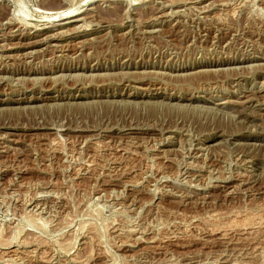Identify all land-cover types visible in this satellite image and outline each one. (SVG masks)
<instances>
[{"label":"rangeland","instance_id":"rangeland-1","mask_svg":"<svg viewBox=\"0 0 264 264\" xmlns=\"http://www.w3.org/2000/svg\"><path fill=\"white\" fill-rule=\"evenodd\" d=\"M86 1L0 0V264H264V0Z\"/></svg>","mask_w":264,"mask_h":264},{"label":"bare ground","instance_id":"bare-ground-1","mask_svg":"<svg viewBox=\"0 0 264 264\" xmlns=\"http://www.w3.org/2000/svg\"><path fill=\"white\" fill-rule=\"evenodd\" d=\"M96 1H100V0H87L86 1V3H90V6H91V4H93L94 2H96ZM105 1H109V2H111L110 0H105ZM114 2V1H113ZM80 5V4H79ZM78 5V6H79ZM89 6V5H88ZM92 7V6H91ZM51 8V7H50ZM94 8V7H93ZM87 10V9H86ZM74 10H72V9H63V10H56L55 12H50V13H48V14H45V13H42V15H43V19L42 20H45V21H47V23H50V22H53V23H55L56 21L58 22V21H60V20H63L62 18L63 17H65L64 18V20H66V19H70V18H72L73 16H74V13H72ZM96 11V10H95ZM75 12V11H74ZM94 12V11H93ZM97 12V11H96ZM76 13V12H75ZM78 17V16H77ZM86 21V20H85ZM24 25H26V24H24ZM27 26V25H26ZM28 27H30V26H28ZM53 27V26H52ZM83 28V27H82ZM45 29V28H44ZM76 29V28H75ZM62 33V32H61ZM60 33V34H61ZM94 67H97V66H94ZM100 67V65L98 66V68ZM121 81V80H120ZM102 83H103V81H101ZM121 83V82H120ZM119 83V84H120ZM113 84V83H112ZM117 84V83H116ZM110 85V84H109ZM115 85V84H114ZM102 86V85H101ZM111 86V85H110ZM107 87H109V86H107ZM110 88V87H109ZM169 88V87H168ZM166 91V90H165ZM101 96H105V95H103V93L102 94H100ZM98 96V95H97ZM96 96V97H97ZM101 96H98V97H101ZM57 97H59V96H57ZM57 97H51V98H57ZM67 97H69V96H67ZM70 97H75V96H70ZM83 97V96H82ZM51 98H48V99H51ZM187 98V97H186ZM52 100V99H51ZM44 256V255H43Z\"/></svg>","mask_w":264,"mask_h":264}]
</instances>
